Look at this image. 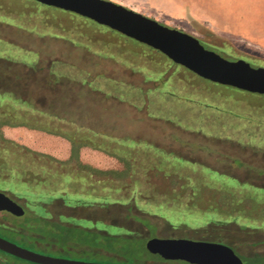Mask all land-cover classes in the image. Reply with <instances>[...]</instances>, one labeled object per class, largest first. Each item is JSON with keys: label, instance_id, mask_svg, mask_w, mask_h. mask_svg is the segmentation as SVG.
Masks as SVG:
<instances>
[{"label": "rangeland", "instance_id": "rangeland-1", "mask_svg": "<svg viewBox=\"0 0 264 264\" xmlns=\"http://www.w3.org/2000/svg\"><path fill=\"white\" fill-rule=\"evenodd\" d=\"M107 1L142 6L126 8L195 37L205 49L227 61L244 60L251 67L264 68V20L255 13L250 16V4L243 6L245 0H222L226 6L201 8L190 18H181L180 13L176 14L179 8L167 0ZM39 5L30 0H0V22H4L0 23V40L38 53L34 68L0 57V93L10 92L38 107L54 103L55 112L70 103L74 116L81 111L95 113L99 108L119 112L133 119L128 130L133 140L124 148L120 144L114 148L99 144L100 152L121 159V168L112 175L114 184L101 182L95 191L102 187L109 192L117 190L114 197L120 201H96L91 193H72L70 198L79 202L75 205L66 206L60 199L44 204L48 216L94 231L99 234L98 241L91 244L90 238L79 232L69 240L70 245H76L70 248L59 247L49 239H25L14 231L3 230L10 225L2 212L0 236L39 254L99 264H189L156 258L145 247L152 238L220 244L229 247L243 264H264L263 95L199 78L160 52L115 31L109 32V28L103 29L105 26ZM36 32L51 36L38 37ZM98 42L117 45L118 51L103 46L95 49L111 53L113 60L120 59V50L129 51L131 61L122 56L121 59L133 72L103 58L106 54L94 56L88 49L91 45H87ZM56 61L75 67L74 80L55 78L49 73L50 63ZM134 65L145 73H156L158 81L148 82V75L141 70L135 72ZM80 69L87 70L92 79L100 75L130 83L141 90L145 103L138 109L108 97L107 92L95 93L89 88L90 80L82 79ZM169 79L174 87L182 82L188 92L195 91L200 103L193 104L198 108L204 109L201 105L205 99L217 108L224 106L242 119L245 129H223L214 122L207 127L204 119L208 116L201 113L194 114L193 124L187 125L174 109L178 111L181 102L191 100L183 101L179 93L172 97L174 109H168V119L148 113L147 90ZM154 101L164 104L166 96L161 93ZM154 106L155 111L160 110L156 103ZM140 141L146 145L135 148ZM16 179L0 177V192L26 210L25 199H17L3 188L4 182L14 183ZM39 210L36 213L41 214ZM173 211L186 218L172 220L165 216ZM0 260L2 264L28 263L3 252Z\"/></svg>", "mask_w": 264, "mask_h": 264}, {"label": "crops", "instance_id": "crops-1", "mask_svg": "<svg viewBox=\"0 0 264 264\" xmlns=\"http://www.w3.org/2000/svg\"><path fill=\"white\" fill-rule=\"evenodd\" d=\"M221 1L222 0H167L169 4H175L174 6H177L179 8L176 10V14L180 13L181 18L182 16L190 18L192 15H195V13L201 8L210 7L213 9H217L226 6L225 3H222ZM144 2L145 0H141L140 3ZM122 6L142 7L133 3L122 4ZM243 6L246 7L247 2L244 3ZM23 19L27 20V23L30 22L28 20H31L27 19V17H23ZM34 35L38 37L51 36L49 34H43L39 32H36V34ZM5 41L9 42L7 40ZM9 43L13 44L11 42ZM104 44L105 43L98 42L93 44L91 43L87 46L89 47L91 45L88 49L91 50V53L94 56L97 57L96 54H106L102 57L110 58L111 60H113L110 56L111 53H106L103 50L97 51L95 49L99 46H103L105 49L111 48L107 50L118 51L119 48L117 47V45L106 44L105 46ZM14 45L18 48H21L23 50L22 53L25 55L21 60L16 61L15 64H20L26 68H34L38 59V53L34 50H28L19 45ZM122 46L125 47L124 44ZM120 51H123L120 54V59L118 58L117 60L113 61L118 65V67L131 72L133 69H130L129 67L126 68L124 66L125 61H131L128 60L130 52L126 50ZM117 53L118 52H116L115 55H119ZM121 56L122 58L124 57L125 61L124 59H121ZM34 57L35 62L32 60ZM54 63L58 64L53 65L50 63L48 69L49 73L53 77L64 78L69 81L74 80L72 74L77 72L75 67L57 61ZM139 70L144 72L142 68H138L134 65V71H137L139 73ZM79 74L81 75L82 79L90 80L89 88L95 93L99 92L103 94L105 93V91L98 85L93 86V83L106 85L109 91L112 90L114 86H116V88L123 92L125 95H128L131 90L137 88L130 83L118 82L112 78H107L100 75L95 76L92 79L91 74H89L87 70L80 69ZM144 74H147L148 77L152 75L151 73L149 74L145 72ZM155 75L156 73H154V76ZM156 81L158 80L149 77L148 82ZM166 82H171V80L169 79L162 85L147 90V92L163 87ZM178 87L183 88V83L180 82ZM4 95L11 96V98L13 99L12 106L8 103H4V100L2 98ZM107 95L108 97L118 99V101L120 100L119 102L121 103H125L136 108L129 102L123 101L112 94ZM68 104L69 105L64 106L62 110L55 112L54 103L48 102L47 105L38 107L33 103H29L26 100H22L14 96L10 92L0 93V149L7 146L17 147V149L29 151L31 153H34L35 155H38L39 157H48L52 160L62 161L64 163H75L76 161H78V163L81 165V168H85L87 171V173L82 177H95L99 180H102L101 182L107 180L112 181L114 178L112 179L111 176L114 174V172H119L121 166L119 162L121 159L100 152V149L102 147L99 144H106L108 145V148H114L118 144H120V147L124 148L123 146H126L128 142L131 143L133 139L131 138L132 136L129 135L128 130L130 129V122L133 119L129 118V116H123L119 112H113L101 108H99V110H97L95 113H84V111H81L78 113V116H74L71 110V105L70 103ZM123 130H127V132L124 133L122 132ZM132 143L135 144V142ZM136 143L138 144L139 142ZM143 143L146 144L145 142ZM135 153L136 151L134 152V154ZM127 158L125 159L128 161L129 158ZM127 167L129 168L130 165H127ZM94 181L96 180L94 179Z\"/></svg>", "mask_w": 264, "mask_h": 264}, {"label": "trees", "instance_id": "trees-1", "mask_svg": "<svg viewBox=\"0 0 264 264\" xmlns=\"http://www.w3.org/2000/svg\"><path fill=\"white\" fill-rule=\"evenodd\" d=\"M243 1L244 0H242V2ZM245 2L250 4V16L255 13L259 16V18H262L261 20H264V0H245ZM39 6L48 8L47 6L41 4ZM1 18L2 17H0V20ZM262 27L264 30V25H262ZM103 29L108 30V28L106 27ZM110 31L111 29H109V32ZM101 32L107 33L106 31ZM207 50L209 49L207 48ZM24 56L25 55L22 53V51H20L18 47L0 40V57L5 58L9 61L16 62L18 60H21ZM32 60L35 62V57ZM57 64L58 63H54L53 65ZM149 77H151L152 79H157L156 75L154 76V74L150 75ZM166 84L161 88H157L147 92L148 113L152 112L157 117L168 119L170 115L167 113L168 109H174V101L172 97H174L175 93H179L177 95H180L183 98V101L191 100L190 102H183V104L181 102V106L178 111H176L177 108L174 109L175 112H178L179 115H181L182 121H184L187 125L191 124L194 121V114L198 115L199 113H201L208 116L207 119H204L205 126L207 127H209L210 122H214L215 124H217V126L223 129L232 128L234 130L239 129L240 131H242V128L245 129L243 126V122L240 121L242 119L235 116L232 111L224 108V106L220 105L221 108H217L215 103H212L205 99L202 100L201 105L202 107H204V109L198 108L197 106H195V104H193V102L197 101L200 103V97L197 96L198 94H196L195 91L188 92L184 87L179 88L174 87V84L170 85L169 83V85L167 84L168 86ZM92 85L100 86V88H103L104 91L108 94H112L123 101H127L137 108H141L144 104L142 92L137 88L131 90L128 95H125L123 92L117 89L116 86H114V88L109 91L106 85H99L97 83H93ZM161 93L162 95L166 96V103L164 104L154 101V99H158ZM2 98L5 104L8 103L11 106L13 105V99L11 98V96L4 95ZM154 103L159 106L160 110H158V108L156 111L154 110ZM236 126H238V129L236 128ZM139 145L143 146L146 144H143V142H139L138 144L136 143L135 147ZM86 173V169L81 168V165L78 163V161H76L75 163H64L62 161L52 160L48 157H39L38 155H35L34 153H31L29 151L17 149V147H2V149H0V177L4 179H7L9 177L17 178L16 181H13L14 183L11 182L5 184L4 182V191L12 194V196L17 199H25L26 204V210H24V215L22 217H15L11 215H7L5 217L6 219L4 220L7 221L10 226H5V228L8 229L3 230L7 232L14 231L16 232L17 236H21L25 239H49L53 243L57 242L56 244L62 248H70L73 246L76 247L74 243L71 244L73 245L71 246L69 241L72 238L73 234H75L76 232H79V234L90 238L91 242L89 243L91 244L98 241L99 234L95 233L94 231L86 230L84 228L78 227L77 225H69L60 218H52L51 216H48L46 214V211L44 209V204L48 200L60 199L66 206L79 203L77 202V200H74L76 198H70V196H72V193H91L92 195H94V197H96L94 198L96 201L104 199L108 202L120 201L116 198L118 193L117 190L109 192V189L103 190L102 187V190L95 191L99 189L98 185L101 183V180L95 177H82ZM116 176H118V174ZM114 177L115 176H111L112 179ZM94 179L96 181H94ZM115 181L116 180L113 179L112 181L107 180L102 183L114 184ZM105 194L107 195L105 196ZM114 195L116 197H114ZM37 210L41 211V214L36 213ZM168 213L170 215L166 213L165 216H169L168 218L172 220H177L178 217L186 218L185 215H181L174 211ZM8 240L11 241L10 239ZM0 264H2L1 260Z\"/></svg>", "mask_w": 264, "mask_h": 264}, {"label": "water", "instance_id": "water-1", "mask_svg": "<svg viewBox=\"0 0 264 264\" xmlns=\"http://www.w3.org/2000/svg\"><path fill=\"white\" fill-rule=\"evenodd\" d=\"M87 18L144 44L199 78L252 94L264 95V68L244 60L227 61L205 49L198 39L107 0H30ZM0 212L22 217L24 209L0 192ZM156 258L189 264H243L227 246L186 239L147 240ZM0 252L32 264H99L39 254L0 236Z\"/></svg>", "mask_w": 264, "mask_h": 264}, {"label": "flooded vegetation", "instance_id": "flooded-vegetation-1", "mask_svg": "<svg viewBox=\"0 0 264 264\" xmlns=\"http://www.w3.org/2000/svg\"><path fill=\"white\" fill-rule=\"evenodd\" d=\"M10 199H12L11 197H10ZM14 202H16L14 199H12ZM17 203V202H16ZM18 204V203H17ZM19 205V204H18ZM2 213H4V214H6V215H11V214H9V213H7V212H2ZM11 216H13V215H11ZM4 238V237H3ZM6 239V238H5ZM8 240V239H7Z\"/></svg>", "mask_w": 264, "mask_h": 264}]
</instances>
